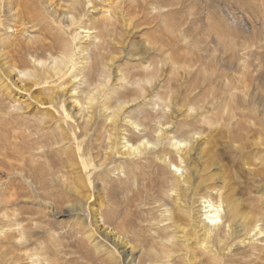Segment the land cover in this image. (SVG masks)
I'll return each mask as SVG.
<instances>
[{
    "label": "bare ground",
    "instance_id": "bare-ground-1",
    "mask_svg": "<svg viewBox=\"0 0 264 264\" xmlns=\"http://www.w3.org/2000/svg\"><path fill=\"white\" fill-rule=\"evenodd\" d=\"M249 3L252 24L239 30L202 19V7L183 50L186 23L160 33L173 0H0V92L25 82L35 102L29 113L0 105V202L91 216L82 249L93 264H264V195L203 174L220 138L264 187V0ZM131 25H152L150 47L117 57ZM1 234L2 246L14 239Z\"/></svg>",
    "mask_w": 264,
    "mask_h": 264
},
{
    "label": "rangeland",
    "instance_id": "rangeland-1",
    "mask_svg": "<svg viewBox=\"0 0 264 264\" xmlns=\"http://www.w3.org/2000/svg\"><path fill=\"white\" fill-rule=\"evenodd\" d=\"M166 1L171 2L172 0H166ZM249 1L250 0H229V1L228 0H173V2L176 3V5L173 7L170 6V7H168V9H166L168 12L167 17L169 19H167V21L165 23H163V25L161 22V31L162 32H160V33L169 34L168 33L169 27L173 23H176V22H182L183 23L184 22V23H186L185 27H187L186 28L187 37L184 39L185 41L182 40L183 43H181L182 41H180L177 46L180 47V44H181L182 46L180 48L183 47V50L185 48H187L185 50H189L191 48L193 49L194 48V44H193L194 42H192V41H194V30L188 29V27H190V28L192 27V23L194 22L195 18L198 17L199 12L201 11L200 9L202 7L205 8V6H210V9L204 10V12H202V14H201L203 16V17L201 16L202 19L207 15V13H210L212 15L211 17H213L215 23L220 24L221 22L223 23V21H225L224 23H226L229 27H231V28L237 27L239 30V29H244V28L245 29L250 28V26L252 24L250 18H248V16L249 15L251 16V14H252V8L250 7L251 5H250ZM219 7H220V10H219ZM229 7H231V8H229ZM239 11H241L240 14H239ZM230 16H231V20H230ZM186 19L187 20L189 19V20L187 21ZM233 20H234V22H233ZM241 20L242 21L245 20V21H243V23H242ZM248 23H250V24H248ZM247 24H248V27L246 26ZM151 26L152 25H142L140 27H134L131 25V26L125 27L123 36L121 37V42L123 44L124 43L125 44L129 43V44L127 47H125V45H123V44L118 45L119 50L117 51L118 53L116 56L117 57L124 56L128 51L131 52L136 48H141V49L142 48L143 49L149 48L150 46L146 45L145 39H146V34L151 31ZM258 26H260V25H258ZM188 31H190V33H188ZM157 34H159V32H157ZM143 39H144V41H143ZM187 40H188L189 45L186 42ZM166 72H168V68H165V74H166ZM182 73H183L182 70H180V73L177 76L178 77L177 80L179 81V82L177 81L178 85H180L181 82L186 81V78H185L186 76L184 75V73H183V75H184L183 76ZM23 83L25 84V82H23ZM23 83H21V84H23ZM15 84H17V85H15ZM21 84L19 82H17V83L14 82V85H12V88H13L12 93H9L7 91H5V92L3 91L1 94V92H0V105H2L3 103L5 105L7 102L6 105L8 107H14L15 102H13V101H15V99H16L17 103L22 105V107L24 108L23 112L29 113L33 108H35L34 107L35 102L31 99L30 96L27 95L28 93L26 91L21 89L22 88ZM18 86L21 90L18 88ZM180 86L177 87V90L178 91L180 90L179 92H181L182 91L181 89H183V86L182 85H180ZM25 98L27 100H25ZM28 103H30V104L32 103L30 108H28V105H27ZM48 107L49 106H47L45 108H48ZM49 108H51V107H49ZM171 108L175 110L174 111V112H176V113H174L175 116L176 115H179V117L184 116L185 113L181 114V112L178 110V107H175L174 104ZM181 108H182V111L184 112L185 108L182 106H181ZM51 110L54 111L53 109H51ZM215 136H216V134L213 133L212 138H215ZM197 138H198V135H196V139ZM206 138L208 139V137H206ZM203 141H204V139H203ZM217 141H218V145H217L218 147L216 146L217 143L214 144L213 142H210L206 146V147H212V148L214 146L213 150L216 152V156L213 158V160L208 161L207 166L209 168L203 174L204 175L217 174V176L226 177L227 180L237 188L238 192L240 193V195L242 197H244V196L248 197L250 195L251 196H254V195L258 196L261 194L264 195V192H263L264 187L263 186H262L263 189H261V191L259 193L257 191V188L256 187L254 188L253 182L257 178L254 177L253 175H251L250 171H249V170L255 169L256 166L255 165L249 166L247 164H246L247 166L243 165V163L239 162V160H237L234 157V154H231V153L230 154L229 153L224 154V151L221 148L222 141H224V140L219 138V139H217ZM205 159H206V157H202L203 163L205 162ZM182 165H184V164H182ZM181 172L182 171H180V173ZM4 178L5 177L2 174H0V180L1 179L4 180ZM93 186H95V187H93ZM100 187H101V185L99 184V181H95L94 184L91 186V191L93 193V199L91 201V206L92 207L95 206L94 208H96L98 206L97 203L99 202V197H100V195H99L100 194V191H99ZM253 189H255V190H253ZM94 191H95V193H94ZM97 194H98V196H96ZM8 198H9L8 196H4L3 201L5 199H8ZM16 200L17 201H15L11 205L5 204L4 202H0V235H2L1 234L2 232L14 235V239H12V242L6 243V246H2L0 244V263L1 264H16L17 262L19 264H70V263L75 262V260H77L78 258L79 259L76 261L77 263H73V264H82V263L83 264H89V263L93 264V260L89 259V257L91 258V254H92L89 251H91L92 249L89 248L90 249L89 250L88 248L87 249L85 248L86 251H85V249H82L83 244H84V241L82 239H85V241L86 242L88 241V243H92L91 241L86 240V234L87 233L84 234V232L89 231L90 228H91L90 230H92L93 227H95L94 218H91V216L89 217L87 214L81 216L79 213L70 212V210L66 207H65L66 209L63 208V209L59 210L61 213L54 211L55 209H53V208L52 209L51 208L46 209L45 207H43V208L39 209L38 213L32 214L31 211L36 209L37 205L31 199L23 197V198H19ZM66 211H67V213H66ZM31 218H34V219L32 220ZM82 218H85V223L80 222L81 224L79 223V225H78L77 220H80ZM88 220H90V221H88ZM45 223L46 224L49 223V225L47 224L49 227H47V225H45ZM93 223H94V225H93ZM86 224H88V225L85 226ZM81 225H83V226H81ZM21 226H23V227H21ZM71 226H72V228H70ZM75 227H77L78 229ZM82 227L83 228L85 227V228L83 229ZM68 228H69V230H68ZM23 229H25V232L27 234L26 238H22L21 232ZM48 230L50 232H52V234H55V236H57L55 238H57V241H59V248H60L59 251L60 252L57 255H53L50 250L45 249V245L50 244V242L52 243V239L50 237V232ZM95 231H96L95 238L101 239L102 237L99 236V235H101L99 233V231H97V230H95ZM68 232L71 234H69ZM61 233H62V235H61ZM76 233L80 234V236ZM81 233L84 234V236ZM77 237L80 239H78ZM60 239H62L61 240L62 242L60 241ZM82 241H83V243H82ZM0 243H1V241H0ZM70 243H72V244H70ZM62 244H64V246ZM71 247H74V248H71ZM39 249H40V251H39ZM62 252H63V254H62ZM83 253H84L85 257L82 256ZM64 254L66 255V257ZM68 254H70V255H68ZM80 256H82V258ZM86 257H88V259L90 260V262H89V260L87 259V261L89 263L86 261V259H85ZM63 258H65V259H63ZM83 258H84V260H83ZM64 260H66V261H64ZM29 261H30V263H29ZM121 261H122V258H120V262Z\"/></svg>",
    "mask_w": 264,
    "mask_h": 264
}]
</instances>
